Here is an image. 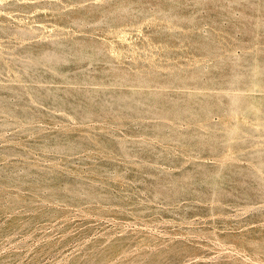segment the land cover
<instances>
[{"label":"rangeland","instance_id":"obj_1","mask_svg":"<svg viewBox=\"0 0 264 264\" xmlns=\"http://www.w3.org/2000/svg\"><path fill=\"white\" fill-rule=\"evenodd\" d=\"M0 264H264V0H0Z\"/></svg>","mask_w":264,"mask_h":264}]
</instances>
